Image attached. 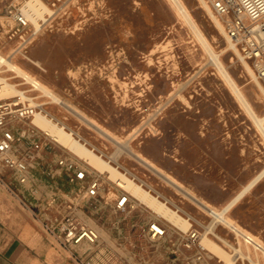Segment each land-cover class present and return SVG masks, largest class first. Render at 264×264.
<instances>
[{"label":"rangeland","instance_id":"1","mask_svg":"<svg viewBox=\"0 0 264 264\" xmlns=\"http://www.w3.org/2000/svg\"><path fill=\"white\" fill-rule=\"evenodd\" d=\"M185 1L215 49L218 51L224 47L226 39L211 21L201 1ZM107 5L108 16L84 19L81 23L76 22L78 19L73 20L71 29L46 30L37 37L26 56H12V61L108 128L115 137L121 141L128 139L133 149L174 177L199 200L210 207L220 208L221 205L215 202L219 198V189L214 185L216 173L212 165L205 166L199 161L200 154L203 156L199 142L210 138L209 149L212 150L214 134L217 139L221 134V142L226 148L237 147L233 153L238 161L236 172H240L243 166H252L257 174L264 169L262 133L168 0H107ZM0 52L10 55L2 35ZM223 61L255 111L263 115L264 94L251 80L241 60L231 50L223 56ZM1 75L12 77L14 72L6 71ZM21 81L20 78L10 79L14 84ZM17 87L27 90L30 85ZM26 94L39 95L36 91ZM35 101L43 103L48 98L36 97ZM43 108L65 122L77 133L74 135L81 137L96 153L131 178L135 177L137 183L141 181L144 188L166 201L171 208L189 216L195 227L206 231L205 227L213 222L195 200L134 158L123 142L102 137L60 104L46 103ZM41 137L49 143L43 150L41 161L45 169L38 171V185L44 190L54 186L72 189L73 186H69L63 177L53 176L51 170L60 157L78 158L45 134ZM14 187L11 176L0 171V189L13 204L15 220L27 219L32 215L31 211L22 206L13 193ZM108 189L111 196L120 190L107 180L106 191ZM134 201L133 204L137 203ZM87 213L86 221L90 225L93 222L92 226L98 232L101 228L107 233L99 232L100 246L114 250L124 262L168 263L167 243L152 244L141 233L142 228L153 220L143 205L136 204L126 212L107 207L98 213ZM256 214L253 205L250 216L255 218ZM228 215L244 225L246 206L231 209ZM157 220L169 227L162 218ZM216 228V233L229 236L220 223ZM168 230L170 234L173 229L169 227ZM209 237L219 243L213 235L209 234ZM49 238L45 237L47 248L40 251L41 264H76L69 257L68 249L51 236ZM212 264L220 263L213 259Z\"/></svg>","mask_w":264,"mask_h":264},{"label":"built area","instance_id":"2","mask_svg":"<svg viewBox=\"0 0 264 264\" xmlns=\"http://www.w3.org/2000/svg\"><path fill=\"white\" fill-rule=\"evenodd\" d=\"M25 1L0 0V35L10 49L8 57L11 60L12 56H26L37 37L46 30L71 29L73 20L78 19L76 22L81 23L84 19L109 14L107 0H41L46 11L31 18L24 10ZM202 2L221 22L226 37L252 66L264 87V0ZM37 111H43V105L33 103L22 94L0 97V171L9 174L13 183L29 192L32 199L26 200L16 187L12 189L13 193L22 206L31 211L43 230L70 251L76 264H128L118 258L114 250L100 246L99 232L85 216L89 214L87 212L98 213L107 207L116 212L131 211L135 199L120 187L113 196L109 195L106 181L115 182L108 173L96 170L78 157V160L60 157L51 170L53 176L63 177L72 189L40 188L37 168L42 165L43 150L49 142L42 139L44 132L32 121ZM175 210L180 213L179 209ZM204 210L214 222L216 209L207 207ZM185 218L189 221L185 230L169 226L173 229L169 234V227L156 219L150 220L141 230L143 237L152 244L167 243V264H212L213 259L220 264H264V240L239 222H216L224 226L227 236L216 233V225L209 229L205 227L204 231L195 227L189 216ZM209 234L229 253V263L221 261L203 245L204 235Z\"/></svg>","mask_w":264,"mask_h":264},{"label":"bare ground","instance_id":"3","mask_svg":"<svg viewBox=\"0 0 264 264\" xmlns=\"http://www.w3.org/2000/svg\"><path fill=\"white\" fill-rule=\"evenodd\" d=\"M175 12L183 19L185 23L190 27L193 34L201 43L203 49L208 54L211 63H213L220 74L222 75L226 85L229 87L231 93L237 99V101L245 108L248 114L253 119L254 123L262 133L264 138V114L259 115L248 97L242 90L240 84L237 82L235 77L229 71L227 65L223 61V56L228 54L231 50L234 52L236 57L241 60L243 67L250 75L251 80L256 83L259 90L264 94L263 85L257 80L255 73L253 71L252 66L242 58L239 50L231 44L229 39L226 37L225 31L221 22L218 20L216 16L213 15L210 8L206 6L202 0L201 4L204 6V10L208 12L211 17V21H213L215 27L218 29L219 33L223 38L226 39L227 44L222 47L220 50H216L212 41L202 30L199 22L191 12L185 0H168ZM200 4V5H201ZM24 10L26 13L31 16V18H36L46 11V6L41 0H26L24 2ZM203 14V13H202ZM209 17V16H208ZM217 40V38H213ZM230 61H233V57H230ZM6 67V69H2V67ZM6 71L14 72L12 77L2 76L0 74V97H10L16 94H22L24 97L32 100L33 103H37L31 96L27 95L24 91L19 89L17 86L19 85H30V88L27 89V92L36 91L39 93L36 97H46L48 98L47 102L41 103H56L62 105L72 114H75L79 120L85 122L88 126H90L94 131L98 132L102 137H106L112 139L118 143L123 142L124 148L137 160L142 162L147 168L151 169L153 172H157L160 174L167 182L180 188L183 193L189 196L192 200H195L196 203L203 209L215 208V221L212 224L206 226L207 229L210 227L214 228L216 222L221 221L225 224H231L233 219L225 213L227 210H231V208L238 202V200L256 183L264 176V169H262L259 173H257L252 180L242 188L230 201L222 205L220 208L210 207V205L202 200H199L195 194L189 192L184 189V187L179 185V183L175 180L174 177L165 173L158 165L151 162L149 159L144 157L140 152L133 149L128 141H121L119 138L115 137L108 128L95 121L89 115L85 114L82 110H80L77 106L73 105L70 102L65 101L61 98L54 90H52L48 85L41 82L39 79L31 75L25 68L21 65L13 62L7 55L5 56L0 52V73H4ZM12 78H20L22 79L19 83H12L10 79ZM35 97V98H36ZM33 123L38 126L44 134L56 142L58 145L68 150L72 155L85 160L91 167L95 168L98 171L108 173V177L116 183V186L128 191L131 196L135 199V201L139 205H143L151 214V218L159 219L162 218L165 222L168 223L171 227H179L183 230L187 229L189 226V221L182 214L176 212L174 208H171L166 201L160 199L157 195H154L150 190L144 188L141 184L137 183L133 180L130 175L122 172L115 165L111 164L108 160L103 158L102 155L96 153L92 148L88 147L84 142L79 140L73 131L72 128L68 127L65 122L59 120L54 114L50 113L47 109L43 108V111L35 112L33 118ZM80 136V135H79ZM117 136V135H116ZM123 140V139H122ZM87 141V140H86ZM113 158V157H112ZM115 161L116 158H115ZM190 190V189H189ZM229 213V212H228ZM93 225V222H91ZM96 225V224H95ZM98 227V226H97ZM99 229V228H98ZM101 234L104 233L103 229H99ZM109 235V234H108ZM110 238V237H109ZM103 239V238H101ZM108 239V238H107ZM110 240V239H109ZM108 242V241H107ZM203 245L208 248L216 257L220 258L221 261L229 263L231 261L229 253L221 247L216 241L211 239L209 236L204 235L202 240ZM111 244V243H109Z\"/></svg>","mask_w":264,"mask_h":264},{"label":"crops","instance_id":"4","mask_svg":"<svg viewBox=\"0 0 264 264\" xmlns=\"http://www.w3.org/2000/svg\"><path fill=\"white\" fill-rule=\"evenodd\" d=\"M219 131H222L221 127ZM219 136L221 138V134ZM216 137L217 134H214L212 150L209 149L210 138H204L203 143L199 142V150L203 147V156L200 154L199 161L203 162L205 166L212 165L215 170L214 185L219 189V198L215 202L222 206L241 191L256 173L252 166L249 168L243 166L237 173L238 161L235 160L236 157L233 154L237 151V147L226 148L227 146L222 144L221 139ZM41 164L37 168L38 171L45 169L42 161ZM39 175L40 173H38ZM15 187L26 200L32 199L29 192L24 191L17 184ZM243 204L246 206V218L244 225H241L264 239V176L231 209L237 210ZM253 205L256 206L257 212L255 218L250 216ZM13 213L11 200L0 189V264H41L40 251L47 248L45 237L49 238L50 235L43 230L32 215L27 216V219L17 221ZM237 218L241 217L237 215Z\"/></svg>","mask_w":264,"mask_h":264}]
</instances>
